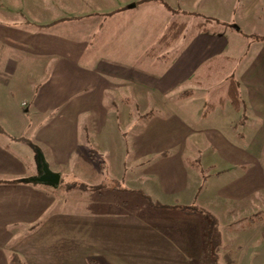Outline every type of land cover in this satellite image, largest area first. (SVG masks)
<instances>
[{"label":"crops","instance_id":"0c3cea01","mask_svg":"<svg viewBox=\"0 0 264 264\" xmlns=\"http://www.w3.org/2000/svg\"><path fill=\"white\" fill-rule=\"evenodd\" d=\"M66 1L68 7L87 9L101 0ZM4 2L12 10L0 4L1 70L15 75L21 62L35 73L32 82L27 69L17 79L26 92L20 107L34 118L33 159L40 149L61 177L55 186L35 180L38 169L30 171L24 157L0 139V264H10L13 254L23 264H202L203 218L199 211L184 208L217 199L222 208L212 211L219 218L232 213L225 206L231 200L240 204L236 209L264 208V39L256 32L245 35L242 25L262 24L264 0H119L109 5L101 1L112 9L97 21L92 19L96 9L81 13L76 9L74 16H85L82 22L56 18L42 27L29 25L40 20L23 18L18 0ZM33 3L28 0L29 7ZM198 6L197 12L216 18L218 24L209 22L200 30L197 21L185 39V33L176 39L169 55L160 54L162 49L148 53L172 19L183 20L176 14H195ZM236 8L241 22L230 17ZM5 48L15 58H7ZM142 56L161 63L159 70L137 65L136 58ZM232 78L237 81L240 107L228 93ZM9 83L2 79L1 84ZM136 90L147 102L154 99L166 109L170 102L173 107L147 112L146 125L127 139L111 124L120 118L116 103H128L130 92ZM198 98L201 102L195 106ZM243 105L251 113L239 124L226 109L242 115ZM247 133L252 138L246 142ZM194 136L204 137L199 144L188 142ZM91 137L95 148H111L115 155L110 154L111 161L119 158L120 149L122 163L131 158L145 167L161 195L184 196L187 203L136 211L127 207V199L117 200V188L105 186L111 177L100 175L94 184L83 183L89 179L70 168L93 164L88 162L92 149L80 152L81 143ZM203 146L220 164L211 161L212 168H219L212 174L217 187L205 198L199 189H207L209 179L195 182L192 174L193 169L199 174L196 159ZM107 163L110 166L107 160L98 164ZM113 180L122 181L117 175ZM96 183L99 187L93 188ZM254 220L259 240L253 241L249 257L240 256L239 264H252L264 250V219L259 214Z\"/></svg>","mask_w":264,"mask_h":264},{"label":"rangeland","instance_id":"374dc122","mask_svg":"<svg viewBox=\"0 0 264 264\" xmlns=\"http://www.w3.org/2000/svg\"><path fill=\"white\" fill-rule=\"evenodd\" d=\"M4 1L5 0H0V4H2L6 10H12L11 6ZM18 1L22 4L21 8L23 10V15H25L23 18L28 19L32 17V19L35 21L40 20V22L37 23L35 22L34 24H29V25L42 27V26L52 25L51 22L49 21L51 19H56V18H61V19L66 18L68 20L73 19V21L79 19L82 22V18H84L85 16H81V17L74 16L76 9H78L79 13L83 12V10H85L86 12H91L89 11V9H91L92 11L96 9L95 11H93L95 12L96 18H92V19L97 21L99 18H101L100 15L101 13H106L112 9V8H106L109 6L103 4L101 1L109 5L110 2L116 3L119 0H101L98 1L97 4L93 6L92 5L89 6L87 9L82 7H78V8L68 7V5H66L67 4L66 0H32L35 3H33V6L31 7L28 6V0H18ZM32 7L37 8L39 12L36 13L31 12V9H33ZM97 7H102V8L98 9ZM200 9L201 8L198 6L195 10L196 11L195 14L194 13L191 14L188 12H182V15L179 14V16L178 14H176L177 18H181L183 20L185 19L188 22V28L184 32L185 34L182 35L183 37L186 36L189 30L193 29V24H195L197 21L204 20L201 15L197 14L199 13L197 11H199ZM234 10L235 12H232L230 17H233L234 19L238 20V22H241L242 17L238 13V8ZM218 17L220 19H223V17L221 16ZM214 20L210 21L211 22L210 25L214 26L218 24V22ZM261 21L262 24H242L245 27L243 33L248 36L249 32H256L258 33L257 35L262 36V37L259 36L260 39H264L263 38L264 19ZM56 30L57 31L59 30V26L56 27ZM254 40L255 39H253V44L256 43L254 42ZM176 41L177 40H175L171 44V46L163 48L160 51V54L169 55L172 52L169 50L172 48L174 49V47L176 46L175 45ZM3 50H4L3 52L6 53L7 58H15L13 53L6 52L8 51L6 50V48ZM251 53L252 50L249 52V54ZM1 61H0V82L2 83V79H4L5 81L10 80V83L9 84L0 83V139L5 143V145L9 150L17 152L21 157H24V159L28 163L30 171H32L35 168L38 169L37 161L35 157H34L35 161L33 159V149H34L33 141H34V135L36 133V129L32 128L34 118L31 116V113H29V111L26 112L25 108L20 107V102L22 100L21 97L26 92H23V89L21 88V86H19V83H17V79L21 77L22 71L27 69V74H28L27 78L29 82H32L33 80L32 77L34 76L35 73L34 72L32 73V71L29 70V66H21L22 65L21 62H19L20 64L18 67V71L16 72L15 75L3 73V71L1 70ZM135 63L143 68H147L153 71L159 70L161 64L149 58H145L143 56L136 58ZM216 77L219 76L216 74ZM199 88H203V87H199ZM123 93L124 92L121 91L120 95H122ZM130 94H131L130 101L128 103L121 101L116 103V107L118 111L115 110V112H118L120 118L118 120H113L111 124V127L113 129H115L116 126H118V128L120 127L122 131L125 132L124 136L127 139H130L133 132H137L138 130H141L142 127L146 125L143 116L147 112L152 111L154 109L155 110L157 109V111L158 110L169 111V109L173 107V104L170 102H167V109L164 107V105L161 102L156 103L154 99H152V101L147 102L146 97L140 96L143 94L137 90L134 93L130 92ZM197 95L199 96L200 94ZM208 100H210V98H208ZM199 102H201L200 98L196 99L195 103L193 104L195 106H198ZM244 109L245 106L243 105L242 115L241 114L236 115L233 112L229 113L230 111H228L227 109H226V113L228 114V117L234 116L235 118H233V121L239 123V121L243 119V116H245V114L251 113L250 110H244ZM126 110L128 111L126 112ZM241 130H242L241 128L238 129V131L240 132ZM202 137L204 136H194L188 142L191 143L196 142L199 144L198 140ZM251 138H252L251 134L248 133L245 134L246 142L249 141ZM93 142L94 141L92 140L91 137L87 139L84 143H81L80 152H82V150L86 148L88 150L92 149L90 150L89 153L90 155H93V159L92 160L88 159V162L89 164L97 163V165L94 166L92 164L91 166L88 167L72 166V168H70L71 171L77 172L78 176L87 177V179H89L88 182L84 181L83 183L94 184L95 182L92 181L96 180L97 177L100 175L105 178L111 177L112 179L108 180L106 183L103 182L105 186L117 188L119 190L116 193L117 200L121 202L124 199H127L128 200L127 207L129 209H133L136 211L142 210L150 206L160 207L161 204H166V203L167 204H173L176 202L181 204L187 203L186 202L187 198H185L184 196L181 197V196L172 195L170 196V198H167L161 195L159 188L150 179L151 176L149 174L144 173L145 167H141L140 165L134 163L131 160V158L125 160V162L122 163L121 159L123 153L120 151V149L118 151L119 158L117 160L116 158H114V160L111 161L110 154L114 155V152L111 151V148H108V151H103L96 147L98 149L97 150ZM204 143L205 141L203 139L200 142V144L204 145ZM80 152L77 151L76 154H79ZM168 153L173 154L174 152L169 151ZM197 153L199 157L196 159V161L199 167V174L201 175L199 176L198 171L196 169H193L192 174L194 173L193 177L195 178L193 180L195 181L198 180V178H203V177L209 179L207 189H203V188L199 189L200 193H202L201 198H205L207 195L209 196L210 193L213 192V187L214 188L217 187L214 180L215 175L212 174L214 171H217L214 169H219L217 167H220V164L218 163L219 161L216 158L208 157V154L210 153L208 146L199 147ZM28 155H30L29 158ZM190 155H194L193 152H190ZM100 160H107L110 163V166L107 163L108 166L105 165V167H99L98 163ZM211 161H213L218 166L212 168V166H210ZM124 164L125 166H123ZM116 175L118 179L122 180L121 182L117 181L119 182L117 183L115 180H113ZM139 176L145 177L144 180L137 179ZM132 178L136 180L131 181ZM80 185H84V184H80ZM95 185H100V184L96 183ZM106 194L107 196L110 195V193H106ZM239 205H237L235 201L231 200L230 203H227L225 206L230 208L232 210V213L221 215L220 218L212 211L214 208L218 211L222 208L220 207L222 206V204H218L217 199L211 200L208 203L206 202V204H201V206L199 207V211H202L205 208L207 209V212L209 211L218 218V223L220 225V229L223 235V243L221 245V248L218 249L217 251V259L216 261L212 260L211 264H239L240 256L242 255L246 258L249 257L250 249L255 244L253 243V241L255 239L257 241L259 240V237L256 234V231L258 229V221H255L254 218L255 215L261 214L262 218L264 219V208H261L260 212L259 210H257L256 212L254 209H250V208L236 209L235 206H239ZM200 213L203 217V213L202 212ZM259 254H260L259 257L253 258L251 260L252 264L264 263V250ZM205 263L208 264L209 261H205Z\"/></svg>","mask_w":264,"mask_h":264},{"label":"trees","instance_id":"16d2710c","mask_svg":"<svg viewBox=\"0 0 264 264\" xmlns=\"http://www.w3.org/2000/svg\"><path fill=\"white\" fill-rule=\"evenodd\" d=\"M197 14L202 15L204 19L199 21V23L197 24L198 28L200 30L207 29V24H209L212 18L201 13ZM187 27L188 23L186 20L172 19L166 31L160 36L157 43L150 48L148 53L150 55L158 54L159 50L170 46L178 37H180L187 29ZM228 93L234 106H242V100L239 95L237 81L233 78L231 79ZM92 187L94 188L99 186L93 185ZM184 209L186 211H199L198 206H192ZM199 212L203 213L202 218L204 230V246L200 259L202 264H206L205 261H209L208 264H211L212 260L216 261L217 259V251L221 248V245L223 243V235L218 223V218L214 214L210 213L209 211L207 212V209L205 208ZM10 264H23V261L17 254H13L11 256Z\"/></svg>","mask_w":264,"mask_h":264},{"label":"water","instance_id":"95a60500","mask_svg":"<svg viewBox=\"0 0 264 264\" xmlns=\"http://www.w3.org/2000/svg\"><path fill=\"white\" fill-rule=\"evenodd\" d=\"M35 157L38 167V175L35 177V180L47 183L51 186L58 184L60 182L61 174L50 168L45 159L44 153L38 149Z\"/></svg>","mask_w":264,"mask_h":264}]
</instances>
